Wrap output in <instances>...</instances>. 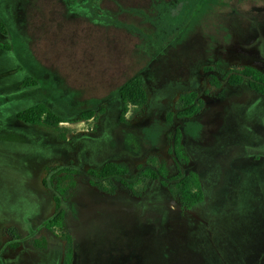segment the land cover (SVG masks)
<instances>
[{
    "label": "rangeland",
    "instance_id": "obj_1",
    "mask_svg": "<svg viewBox=\"0 0 264 264\" xmlns=\"http://www.w3.org/2000/svg\"><path fill=\"white\" fill-rule=\"evenodd\" d=\"M154 1L0 0V43L12 44L0 54V264L62 263L60 230L43 226L54 202L42 179L55 183L57 166L78 169L62 229L72 237V264H264V96L247 79L227 81L245 66L264 73V0H205L204 14L161 42L134 11L150 14ZM22 68L33 90L20 89L24 73L15 81ZM135 74L148 99L129 105L122 122L118 90ZM191 91L202 100L191 118L202 126L197 138L183 130L188 118L167 119ZM26 98L67 121H20L15 104ZM88 109L96 117L81 120ZM147 127L162 128L154 144ZM177 127L188 156L181 166L199 175L202 202L185 208L158 180L129 188L114 179L110 193L90 183L87 170L108 161L127 165L131 182L141 165L160 164L171 180ZM9 227L23 238L17 248L7 245ZM42 237L45 247L36 248Z\"/></svg>",
    "mask_w": 264,
    "mask_h": 264
},
{
    "label": "trees",
    "instance_id": "obj_2",
    "mask_svg": "<svg viewBox=\"0 0 264 264\" xmlns=\"http://www.w3.org/2000/svg\"><path fill=\"white\" fill-rule=\"evenodd\" d=\"M205 0H173L163 1L155 0L152 4L151 13L143 10H134L142 14L154 26V31L148 34L147 37L152 41L161 42L166 40L170 35H175L178 30L193 21L197 16L204 14L209 8ZM134 29V27L129 26ZM136 29V28H135ZM0 30L5 32L4 25L0 22ZM139 31V30H138ZM247 79L248 86L255 92L264 96V73L253 66H245L238 71H230L227 74V81L232 86H238ZM212 82L220 86L221 82L214 76ZM34 83V82H33ZM36 85V83H34ZM119 97L122 101V108L119 120L124 122L125 115L128 112L129 105L142 106L146 103L148 95L141 74H135L130 77L118 90ZM202 108V100L196 91H191L180 98V109L176 114L170 112L167 114V119L170 122L174 115L179 118H188L184 124L183 130L186 134L193 138H197L201 130V124L197 121L191 120L199 110ZM101 113L105 109H99ZM16 117L25 123L33 125H48L56 127L61 122H66L64 118L50 109L48 104L44 102L35 103L25 109H22L16 114ZM96 117L94 110L88 109L80 112L79 118L87 120ZM162 128L147 127L144 129L148 139L153 142L157 141L159 132ZM182 130L175 128L172 135V145L170 151L178 164L179 170L171 180H167V168L164 164H160L156 168L154 165H141L140 172L135 180L128 181L126 176L129 173V168L123 163L108 161L104 163L100 169L96 170L90 168L87 174L90 176V183L94 186L100 187L103 191L113 192L115 184L112 180H118L125 186L131 188L139 184L146 185L148 180H158L164 185H168L172 196L179 198L181 205L185 208H191L194 205L204 200V191L199 175L195 171L184 173L182 164L188 161V156L185 153L182 145ZM53 175H56L55 183L50 182V177L44 176L42 184L45 188L52 191V200L54 202V212L48 217L43 226L51 231L60 230L58 234L65 242L63 261L61 264H72L73 261V245L71 234L67 231H62L64 227L65 216V202L67 200L68 191L75 186V175L78 173L77 168L69 166H57L52 168ZM102 181H106L109 188L102 185ZM171 181V184H169ZM7 234L11 237L7 245L11 248H17L21 245L22 237L13 228L9 227ZM46 238H34L33 245L36 248H44L46 245ZM0 250V262L2 260Z\"/></svg>",
    "mask_w": 264,
    "mask_h": 264
},
{
    "label": "flooded vegetation",
    "instance_id": "obj_3",
    "mask_svg": "<svg viewBox=\"0 0 264 264\" xmlns=\"http://www.w3.org/2000/svg\"><path fill=\"white\" fill-rule=\"evenodd\" d=\"M0 22L4 25V27H5V32H3V31H1L0 30V32L1 33H4V34H7L6 32H7V30H6V26H5V24H4V22H3V17L0 15ZM4 52H7V53H11L12 52V44H10V43H5V44H2V43H0V54H3ZM15 64H13V66H14ZM19 66V65H18ZM16 67V66H15ZM17 69H18V67H17ZM24 70V68H22V69H20L19 71H21L19 74H17V76H16V78H15V81H17L18 79H19V76H22L23 74L22 73H24V77H22L21 78V84H19L20 85V89H22L23 91H26V90H33L34 89V87H35V84L33 83V81L31 80V78L29 77V74H27V73H25V71H23ZM22 74V75H21ZM14 82V80H12V82H11V84ZM8 86V85H7ZM19 89V90H20ZM2 96V95H1ZM7 96V95H6ZM8 97V96H7ZM15 98V97H14ZM16 99V98H15ZM35 103L34 102H32L31 101V99L30 98H26V99H22V100H20L19 101V103H16L15 104V108H17V107H23V109H25L26 108V106H31V105H34ZM0 110H2V105L0 104ZM22 110V109H21ZM21 110H18V112L19 111H21ZM17 112V113H18ZM17 118V117H16ZM18 119V118H17ZM190 137V136H189ZM251 154V153H250ZM254 154H256V153H252V155H254ZM257 156L258 155H261V154H259V153H257L256 154ZM262 156V155H261ZM231 160L232 159H230L229 160V162H231ZM118 163V162H117ZM49 261H45V263L47 264Z\"/></svg>",
    "mask_w": 264,
    "mask_h": 264
}]
</instances>
